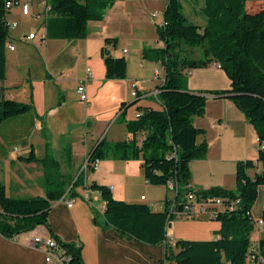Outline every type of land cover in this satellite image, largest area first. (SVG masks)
Masks as SVG:
<instances>
[{"label":"crops","instance_id":"obj_1","mask_svg":"<svg viewBox=\"0 0 264 264\" xmlns=\"http://www.w3.org/2000/svg\"><path fill=\"white\" fill-rule=\"evenodd\" d=\"M29 2L28 14L14 5L7 15L17 25L9 30L6 78L0 81L5 98L32 105L29 112L0 122V179L7 193L18 197L29 192L31 196L46 195L42 164L23 160L21 156L34 151L42 158L50 152L60 161L63 173L77 177L85 168L91 149L115 125L121 133L115 132L110 141L131 135L118 117L124 102L138 98L132 95V89L138 91L140 98L127 109V118L137 116L138 105L163 108L159 92L166 79L162 62L145 59L143 48L165 45L158 37L157 26L164 21L167 0H114L102 19L88 21L87 36L75 39L64 37L62 17L49 10L48 0ZM202 6L203 0L198 9L202 21L194 23L204 26ZM31 32H36V36L27 38ZM115 37L116 43H107V38ZM8 43H13L14 49ZM105 45L114 56L126 57L127 77H106L102 56ZM85 79L87 101L81 100L78 92L79 82ZM187 87L207 95L205 113L194 118V125L204 130L197 142L206 141L208 148L204 157L190 162L191 185L197 190L213 186L236 188L240 160L256 162L249 169L251 175L261 172L255 127L231 98L212 93L231 88L226 71L215 62L190 69ZM94 180L108 185L117 199L147 203L155 211L164 210L167 199L172 200L171 206L174 204L175 193L166 184L148 181L142 159H103L94 171L86 173L85 183L76 187V196L67 193L52 202L48 219L54 235L43 224L14 237L0 232V264H46L44 249L31 245L36 235H52L62 242L81 246L85 264H164L166 246L178 239L219 237L221 221L205 214L192 219L176 216L169 223L167 241L158 245L126 238L113 227L104 228L95 222L94 208L103 213L106 202L99 191L87 187ZM72 199L75 200L69 205ZM263 211L264 185H261L252 208L253 218H262ZM191 224L194 226L189 228ZM262 238L264 230L260 232L254 227L253 246ZM247 264L261 263L249 260Z\"/></svg>","mask_w":264,"mask_h":264},{"label":"trees","instance_id":"obj_2","mask_svg":"<svg viewBox=\"0 0 264 264\" xmlns=\"http://www.w3.org/2000/svg\"><path fill=\"white\" fill-rule=\"evenodd\" d=\"M52 13L62 17L64 37L75 39L89 33L88 21L102 19L114 0H48ZM201 14L204 26L190 21L182 0H167L164 24L157 26V34L165 45L144 46L145 59L161 61L166 79L160 87L159 99L163 108L138 105V115L127 118V109L135 105H121L119 120L125 123L128 138L110 141L103 137L91 149L88 165L77 177L61 171L60 161L52 153L38 158L34 151L22 157L37 161L44 169L45 196H12L0 179V232L7 237L34 229L43 224L52 231L48 215L54 200L67 193L77 195L76 187L84 184L86 173L95 170L91 163L99 158L142 159L145 175L152 184H166L174 180L173 191L177 209L191 181L190 162L206 155V141L197 142L204 130L194 125V118L205 113L207 95L187 87L190 69L219 62L231 79V88L212 93L231 98L255 127L259 139H264V0H203ZM6 0H0V81L6 78V44L9 38ZM107 43L117 38H107ZM198 50L197 54H194ZM102 56L107 78L127 77V59L114 56L105 45ZM0 85V122L24 114L32 109L29 103L5 98ZM142 134V136H141ZM262 171L254 175L249 169L256 166L252 159L237 162L234 189L213 186L196 190L197 198L214 203L221 197L226 205L234 207L217 210L211 205L209 217L221 221L219 237L208 240L178 239L166 246L164 264H247L251 254L262 257L264 238L257 245L251 243L254 229L252 208L258 198L259 186L264 185V148H259ZM91 189L100 192L106 202L104 212L94 208L95 222L104 228L113 227L126 238L150 245L165 243L169 223L176 217L171 210V199L166 208L155 211L147 203L117 199L108 185L92 181ZM237 201V202H236ZM264 218V211H263ZM74 254V260L85 264L81 246L65 243ZM254 249V250H253Z\"/></svg>","mask_w":264,"mask_h":264},{"label":"built area","instance_id":"obj_3","mask_svg":"<svg viewBox=\"0 0 264 264\" xmlns=\"http://www.w3.org/2000/svg\"><path fill=\"white\" fill-rule=\"evenodd\" d=\"M14 5H19L22 7V10L25 14L29 13L30 9V2L29 0L23 1V0H6V9H7V15L9 13V10L12 6ZM157 13H154L156 15ZM7 17V24L9 30L14 28L17 25V22L14 20H10ZM165 21H163L162 24H164ZM36 36V32H31L27 35V38H34ZM45 38V34H43V39ZM8 47L11 49H14L13 43H8ZM126 51V50H125ZM217 66L221 67V64L219 62H215ZM88 74L89 76L92 74V70L89 67L88 69ZM86 82L87 79L81 80L78 85V92L80 93V99L83 101L88 100V94L86 91ZM132 95L139 97L140 94L138 91L133 88L132 89ZM139 113H137L138 115ZM259 148H264V139L260 140L259 139ZM100 159L97 158L94 160L91 165L94 166L95 168L98 167L100 163ZM88 165V160H86L85 167ZM167 186L169 189L172 191H175L177 186L174 180H169L167 183ZM188 187L190 188L189 191H187L185 198L183 200V208L182 209H177L174 204L171 206L172 213L175 216H178L180 218H186V219H192L195 218L198 215L205 214L209 215L210 212L208 208L211 205L217 206V209L212 211L211 214H216L217 210H224L226 208H233L235 204H230L226 205L224 203L223 198L217 197L215 202L210 203L208 201H205L204 199L199 200L197 198L196 190L191 183L188 184ZM85 197L89 200L90 197L88 194L85 195ZM142 198H145V195L142 196ZM75 199H72L69 202V205H71L74 202ZM237 202V201H236ZM254 227L258 231H263L264 230V218H256L254 219ZM31 245L34 247H42L45 251V261L46 264H79L74 260V254L72 251L68 249V247L65 245V242L60 241L57 237L52 236V235H36L33 236L31 239ZM254 250V249H253ZM249 260L254 261V262H259L263 263L262 257H257L255 254H251L249 257Z\"/></svg>","mask_w":264,"mask_h":264},{"label":"rangeland","instance_id":"obj_4","mask_svg":"<svg viewBox=\"0 0 264 264\" xmlns=\"http://www.w3.org/2000/svg\"><path fill=\"white\" fill-rule=\"evenodd\" d=\"M183 4H184V11L187 14V16L189 17L190 21L192 22H201L202 19L200 17V14L198 12L199 7L202 4V0H182ZM198 50L194 52V54H197ZM41 66V63L39 62V65ZM120 122V121H119ZM118 125H115L110 132L107 134L108 139H112V137L114 136V133H118V135H120L121 131L118 129ZM120 131V132H119ZM121 138H123V135L120 136ZM25 196H31L32 194H24ZM22 196V197H25ZM192 226H194V224H191L189 226V228H192ZM187 235H193V234H187Z\"/></svg>","mask_w":264,"mask_h":264},{"label":"water","instance_id":"obj_5","mask_svg":"<svg viewBox=\"0 0 264 264\" xmlns=\"http://www.w3.org/2000/svg\"><path fill=\"white\" fill-rule=\"evenodd\" d=\"M88 160V159H87Z\"/></svg>","mask_w":264,"mask_h":264}]
</instances>
